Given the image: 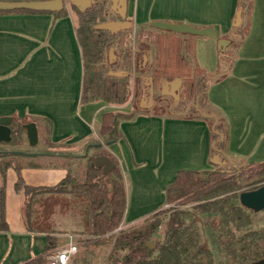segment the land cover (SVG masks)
Here are the masks:
<instances>
[{
	"label": "crops",
	"instance_id": "0c3cea01",
	"mask_svg": "<svg viewBox=\"0 0 264 264\" xmlns=\"http://www.w3.org/2000/svg\"><path fill=\"white\" fill-rule=\"evenodd\" d=\"M63 1L62 14L57 13L60 10L0 12V116L28 117L35 123L45 120L52 136L49 143L67 145L80 152L77 155L100 143L98 149L116 161L124 181L120 228L136 225L165 206V186L176 170L215 167L210 161L209 126L199 116L138 109L120 120V136L104 143L99 135L102 113L130 114L136 109L131 99L120 105L80 100L83 59L76 35L78 17L70 1ZM235 1L127 0V19L133 33L152 27V20L210 26V36L191 35L193 55L184 54L191 65L211 75L216 68V40H229ZM107 13L109 19L118 18L111 10ZM134 23L142 27L133 29ZM178 35L183 39L184 34ZM206 101L226 125L225 148L217 153L218 159L230 165L264 160V0H253L248 32L234 51L231 68L210 79ZM36 127L38 132L42 126ZM60 163L24 166L22 179L32 185H53L67 173ZM16 179L14 168L7 167L0 264H21L48 255L46 234L28 231L22 221L24 195L15 189ZM68 234L67 230L56 233L52 252L67 244ZM75 257L76 253L69 264H80Z\"/></svg>",
	"mask_w": 264,
	"mask_h": 264
},
{
	"label": "trees",
	"instance_id": "16d2710c",
	"mask_svg": "<svg viewBox=\"0 0 264 264\" xmlns=\"http://www.w3.org/2000/svg\"><path fill=\"white\" fill-rule=\"evenodd\" d=\"M109 4V0H94L84 11H79L72 5L78 17L76 35L83 59L80 100L86 102L101 99L120 105L133 99V96H138L136 90L140 94H148V85L145 84L148 76L152 78L154 91L160 89L165 80L177 77L180 80L178 100L174 109L168 108L164 112H180L203 118L209 126L210 152H222L226 142V125L207 108L206 90L211 78L217 79L231 68L234 51L249 29L253 0L235 1V10L240 11V22L237 26L231 25L229 40L222 51L218 50L215 72L211 75L196 64L191 65L185 56L184 53L193 55L191 35L184 34L182 41L181 36L174 32L150 27L138 30L132 38L130 28L115 32L94 28L96 23L109 19L106 15ZM20 10L34 11L13 9L0 12ZM57 13L62 14L63 10ZM131 43L135 44L132 49ZM124 44L127 46H123ZM110 47L119 49L112 62L107 57ZM143 56L146 57L145 61ZM118 70L123 73H111ZM131 71L136 85V94L133 96ZM184 100L189 103L180 110L177 107ZM144 110L154 111L151 107ZM135 112L137 110L130 114L104 111L99 126L102 141L108 144L116 140L120 136V120ZM23 123L21 120L10 123L11 137L24 130ZM46 129L44 135L49 141L48 123ZM49 144L53 147L57 145L51 142ZM97 145L94 146V151L97 152L92 154L77 155L56 151L57 155H71L76 163L65 167L66 175L53 185L25 183L20 172L22 167L35 164L14 163V157L9 153H0V228L6 226L5 170L12 166L17 173L14 187L24 195L21 205L22 221L28 231L46 234L48 252L55 247L56 233L63 231L59 226L60 218L69 208L68 212L71 214L78 213V223L81 226L79 231L92 238H86V242L96 244L111 238L113 230L119 226L123 217L125 187L121 170L112 158L114 166L101 177V169L94 166V158L99 154L109 155L105 150L98 149L100 143ZM249 165H254L256 169L248 173L241 166L220 164L208 170H176L165 186V204L173 202V206L168 208L170 212L164 234L154 235L163 221L160 216L162 209L153 212L138 225L120 228L108 256L109 264H213L205 228L211 230L217 245L227 256L228 261L224 264H245L263 258L264 226L256 227L253 218L259 210L246 208L237 200L240 191L264 183V160L254 161ZM42 197H47L51 202L45 210L38 208L43 202ZM187 202H190V207H180ZM149 240L153 242L151 248L146 246ZM119 250L123 251L122 255H118ZM46 256L40 255L21 264H46Z\"/></svg>",
	"mask_w": 264,
	"mask_h": 264
},
{
	"label": "rangeland",
	"instance_id": "374dc122",
	"mask_svg": "<svg viewBox=\"0 0 264 264\" xmlns=\"http://www.w3.org/2000/svg\"><path fill=\"white\" fill-rule=\"evenodd\" d=\"M108 11L110 12V9L106 10V14H108L107 13ZM107 16H110V15H107ZM138 27H142V26H139V25H137V23H134L132 28L136 29ZM129 28L131 29V27H129ZM163 31H167V30H163ZM133 34H135V33H133L131 30V37L132 38H133ZM176 34H178V33H176ZM259 36H260L259 34L255 35V37H259ZM248 45H249V43H248ZM123 46H127V45L124 44ZM134 46H135V44L131 43L130 48L132 49ZM117 51H119L118 48H117V50L113 49V53H114L115 57L117 55ZM107 57H108V53H107ZM131 76H132V78H131L130 84H131V96H132L136 90V85H135V81L133 78L132 71H131ZM136 93H138V96H136V97L133 96L132 97L133 99H131V101L133 102V105H134V109H136V110L144 109V107L139 106V100L141 98V96H139V95H143L142 97H147L148 94L144 93V92L140 94L137 90H136ZM177 100H178V97L176 100H172L171 96L162 95L160 93L159 89H156L154 91V94H153V105L151 106V109H153L156 112H164V111H167L168 108L174 109L175 108L174 104ZM188 103L189 102L184 100V101H182V104L180 106H178L177 108L182 110L185 106L188 105ZM15 120L19 121V122H20V120H21V122L31 121L28 117H24V118L23 117L22 118L13 117L11 123H13ZM36 121H37L36 124L38 126L41 125L42 127H41V129L40 128L38 129V141L35 145H30L27 142V139H26V136L24 133L25 131L22 129V131L19 134H16L15 137H11V139L9 141H7V142L1 141L0 142V153L1 154L9 153L8 155L14 157L13 158L14 163L16 162V163L26 164L28 162H31V163H38V162L60 163V162H62L63 165H65V167L75 165L76 161L73 160L74 158L71 157V155H63V154L57 155L55 153L56 151L57 152L75 153V151H71V148L67 147V145H66V148H63L64 146H62V145L55 146V147L50 146L46 135H44L45 131L47 130L46 129L47 122L45 120H36ZM51 138H52V136H49V140L52 141ZM56 142H58V141H56ZM90 148H92V149H90ZM94 148H95L94 146H90L88 149V152L91 154L94 152H97L96 150L95 151L93 150ZM14 151L26 152V154L15 153ZM37 153H41L42 155H37ZM77 153H80V152H76L75 154H77ZM1 157H0V159H1ZM82 159L85 160L84 157H82ZM238 161L239 162H237V165H230V164L226 163L225 166H229V167L230 166H237V167L241 166L242 169L248 173H250L254 169H256V167L254 165L253 166L249 165V163L251 164L252 162L244 163L243 160H238ZM82 168H83V165H82ZM21 174H22V172H21ZM4 183H5V176H4ZM41 201H43V202H42V204H40L38 206V208L42 209V210H45L48 207V205L51 203L47 197H45V198L42 197ZM171 206H173V202L166 203L165 206L162 208L163 212L160 213V216L163 217V221L160 224V226L157 228V231L154 234L155 236H161L163 231H160V230H165V225L167 223V216L170 212V210L168 208ZM182 206L190 207V202H187L184 205H180V207H182ZM69 210H70V208L68 209V211ZM68 211L65 215H63L62 218H60L61 223L59 226H60V230H63V231L67 230V231H70V233H74L76 235L74 238H76V243H77V251H76L77 257H75L77 263H80V264H109L108 256H109V253L112 251L113 240L117 234V230L120 229V225L113 230V234L111 235V238H107L104 242H102V243H96L95 242L96 244H94L92 241L86 242V238H90V237H88L86 234L79 231L81 229V226H80V223H78V216H77L78 213L74 212V214H71ZM253 218L255 220L254 222H255L256 227H263L264 226V210H259L258 212H256L253 215ZM140 223H138V224H140ZM126 228H127L126 226L125 227L122 226V229H126ZM205 229H206L207 244H208L209 251H210L209 256L211 257L213 264L227 263L228 258L223 253V251L219 247V245H217L215 238L212 235L213 233L211 232V230L209 228H205ZM155 236H153V238ZM90 239H92V238H90ZM60 240H61L60 242H63L62 237ZM117 253H118V255H122L123 251L119 250Z\"/></svg>",
	"mask_w": 264,
	"mask_h": 264
},
{
	"label": "water",
	"instance_id": "95a60500",
	"mask_svg": "<svg viewBox=\"0 0 264 264\" xmlns=\"http://www.w3.org/2000/svg\"><path fill=\"white\" fill-rule=\"evenodd\" d=\"M71 5L76 7L79 11L87 9L94 0H69ZM110 4L106 8L114 12L117 19H106L98 22L94 25L96 29H108L112 32L127 29L130 27V20L127 19V0H109ZM63 0H0V10H13V9H29L34 11H58L63 7ZM240 22V11L235 10L233 16V26H237ZM151 26L160 30H167L178 34L188 35H199V36H210L212 35V28L210 26H193L185 22H169L164 20H152ZM228 40L225 38H218L216 40V48L222 51L227 44ZM113 53V47L108 49V61L112 62L115 60ZM145 61L146 57L143 56ZM111 73L119 75L122 71H112ZM180 80L174 77L170 80H165L160 86V93L162 95L171 96L172 100H176L178 97V87ZM145 84L148 85V96L141 97L139 100V106L144 108H150L153 105V94L154 88L152 85L151 76L147 77ZM12 121L11 116L2 115L0 116V142H7L11 138L10 123ZM22 127L25 131L27 142L30 145H35L38 141V132L36 123L34 121L24 122ZM15 153H24L21 151H14ZM210 161L215 165L223 164L225 160H219L218 154L213 153L210 157ZM94 166L101 169L102 176L106 175L114 166L109 156L105 154H99L94 158ZM237 200L240 205L249 208L253 211L264 209V183L249 189L242 190L237 195ZM146 246L153 247L152 241H147ZM245 264H264V257L257 260L247 262Z\"/></svg>",
	"mask_w": 264,
	"mask_h": 264
},
{
	"label": "built area",
	"instance_id": "2783aa9c",
	"mask_svg": "<svg viewBox=\"0 0 264 264\" xmlns=\"http://www.w3.org/2000/svg\"><path fill=\"white\" fill-rule=\"evenodd\" d=\"M75 235L70 233L68 234L67 244L64 246L51 251L47 255V264H69L71 257L77 251V243Z\"/></svg>",
	"mask_w": 264,
	"mask_h": 264
}]
</instances>
